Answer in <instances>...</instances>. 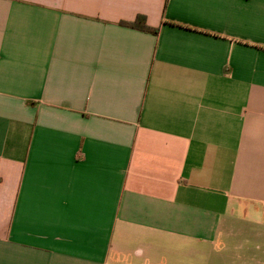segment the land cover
Wrapping results in <instances>:
<instances>
[{"label":"crops","instance_id":"obj_1","mask_svg":"<svg viewBox=\"0 0 264 264\" xmlns=\"http://www.w3.org/2000/svg\"><path fill=\"white\" fill-rule=\"evenodd\" d=\"M138 15L157 33L122 24ZM251 247L264 0H0V264H248Z\"/></svg>","mask_w":264,"mask_h":264},{"label":"rangeland","instance_id":"obj_2","mask_svg":"<svg viewBox=\"0 0 264 264\" xmlns=\"http://www.w3.org/2000/svg\"><path fill=\"white\" fill-rule=\"evenodd\" d=\"M248 249L250 250H246L245 252H242L243 255L247 257L246 261H248V264H261V261H264V252H263L264 250H261V251L259 250L258 252H255L253 251L254 250L253 247L248 248ZM206 252L207 251L201 253V257L199 259L198 264H237V263L241 264L237 262V260L234 261L236 254H232L233 256H230V260L229 261L227 260V262H221L224 256H221L220 258L218 257L217 260H219V262L218 261L216 262V261H213V259L210 261L208 257H206Z\"/></svg>","mask_w":264,"mask_h":264},{"label":"trees","instance_id":"obj_3","mask_svg":"<svg viewBox=\"0 0 264 264\" xmlns=\"http://www.w3.org/2000/svg\"><path fill=\"white\" fill-rule=\"evenodd\" d=\"M122 24L146 32L157 33L158 31V29L148 26L143 15H138L133 22H122Z\"/></svg>","mask_w":264,"mask_h":264}]
</instances>
